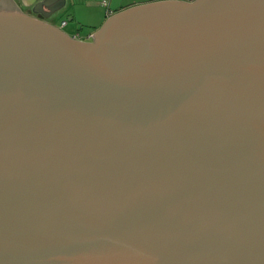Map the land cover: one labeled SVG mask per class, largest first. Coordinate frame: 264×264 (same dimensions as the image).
I'll use <instances>...</instances> for the list:
<instances>
[{
  "label": "water",
  "instance_id": "1",
  "mask_svg": "<svg viewBox=\"0 0 264 264\" xmlns=\"http://www.w3.org/2000/svg\"><path fill=\"white\" fill-rule=\"evenodd\" d=\"M67 0L0 9V264H264V0H164L80 41Z\"/></svg>",
  "mask_w": 264,
  "mask_h": 264
},
{
  "label": "crops",
  "instance_id": "2",
  "mask_svg": "<svg viewBox=\"0 0 264 264\" xmlns=\"http://www.w3.org/2000/svg\"><path fill=\"white\" fill-rule=\"evenodd\" d=\"M107 1V11H110L107 13L101 6V4L95 3L92 4L91 1L88 0H82V1H77V0H67L66 1V6L57 12V16L54 17L52 16L50 19H48L46 22L53 25L55 28L63 32L64 34H67L68 36H75L77 35V38L80 41H92L94 40L93 37L90 35L93 34L94 32L98 31L103 24L106 22L108 18H110L112 15L122 12L124 10H127L129 8L135 7V6H140V5H145L153 2H158V1H164V0H137V1H127V0H106ZM126 1V2H125ZM179 1H184V2H191L193 0H179ZM24 2H28V0H10L11 6L15 9L17 6L21 8L23 12H27L30 7L26 6ZM79 7H83L84 9H87L88 15L91 16L96 11H99L101 13V19H98L97 22L99 25L93 27L95 28V31L89 33L87 37H81L79 34L80 32L75 29L76 24H81V23H88L91 24L90 16L87 17H82L79 15ZM96 10L94 11V9ZM59 15H61V19H59ZM59 21H58V19ZM100 18V17H99ZM54 19V20H53ZM100 20V21H99ZM66 21L64 25H62V22ZM69 21H73L72 24L69 23ZM98 28V29H97ZM72 34V35H70Z\"/></svg>",
  "mask_w": 264,
  "mask_h": 264
},
{
  "label": "rangeland",
  "instance_id": "3",
  "mask_svg": "<svg viewBox=\"0 0 264 264\" xmlns=\"http://www.w3.org/2000/svg\"><path fill=\"white\" fill-rule=\"evenodd\" d=\"M77 1H82V0H77ZM88 1H91L92 4H95V3L101 4L102 8H103L107 13L110 12V11H107L108 8L102 4V1H103V0H88ZM127 1H134V0H127ZM135 1H137V0H135ZM1 2H2V3H6L7 0H0V3H1ZM125 2H126V1H125ZM86 10H87V9H84L83 7H82V8L79 7V15L82 16V17H84V16H85V17L90 16V15H88L89 13H87ZM95 10H96V8L94 9V11H95ZM53 16L56 17V16H57V13L54 14ZM90 17H91V18H90L89 21L91 22V24H88V23H81V24H76V25H75V29L78 30V31L80 32L79 35H80L82 38H83V37L86 38L87 35H88L89 33L95 31V28L93 27V25H95V26L99 25L98 22H97V20H98V19H101V13H100L99 11H96V12H94L93 14H91ZM99 17H100V18H99ZM58 18L61 19V15H59ZM58 18H57V19H58ZM59 19H58V21H59ZM53 20H54V19H53ZM99 21H100V20H99ZM69 23L72 24L73 21H69ZM97 29H98V28H97ZM70 35H72V34H70Z\"/></svg>",
  "mask_w": 264,
  "mask_h": 264
},
{
  "label": "flooded vegetation",
  "instance_id": "4",
  "mask_svg": "<svg viewBox=\"0 0 264 264\" xmlns=\"http://www.w3.org/2000/svg\"><path fill=\"white\" fill-rule=\"evenodd\" d=\"M0 9L13 10V6L10 4V0H7L6 3H0Z\"/></svg>",
  "mask_w": 264,
  "mask_h": 264
},
{
  "label": "built area",
  "instance_id": "5",
  "mask_svg": "<svg viewBox=\"0 0 264 264\" xmlns=\"http://www.w3.org/2000/svg\"><path fill=\"white\" fill-rule=\"evenodd\" d=\"M102 4L104 5V6H107V1L106 0H103L102 1ZM66 23V21H63L62 22V25H64ZM91 37H92V35H90ZM72 38H77V35H75V36H73Z\"/></svg>",
  "mask_w": 264,
  "mask_h": 264
}]
</instances>
